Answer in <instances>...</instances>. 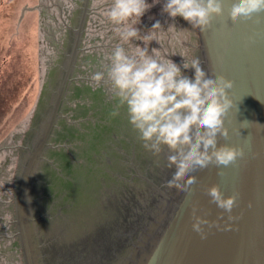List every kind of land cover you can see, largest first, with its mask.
Listing matches in <instances>:
<instances>
[{
	"label": "water",
	"instance_id": "water-1",
	"mask_svg": "<svg viewBox=\"0 0 264 264\" xmlns=\"http://www.w3.org/2000/svg\"><path fill=\"white\" fill-rule=\"evenodd\" d=\"M146 2L152 7L135 27L148 39L126 43L108 18L112 0H39L40 65L0 139V166L6 163L0 169V264H264V12L233 24L227 17L234 0H223L224 16L202 33L163 12L166 0ZM157 22L161 27L153 28ZM118 45L130 52L146 46L149 55L156 49L193 80L195 70L183 64L198 57L208 76L232 80L229 135H218L217 147L243 148L244 159L192 173L196 182L188 193L166 187L176 171L167 167V148L159 156L145 150L126 106L107 84L92 80ZM55 73L64 76L58 114L65 136L47 147L59 124L52 120L38 132L42 139L39 134L22 143L36 126L30 119L39 118L36 103ZM74 130L80 135L70 136ZM53 152L60 153L57 159ZM42 153L56 163L40 168L30 197ZM213 185L225 197L236 195L231 215L237 219L230 221L211 202L207 189ZM29 200H36L31 209L42 232L35 236L40 252L27 231ZM194 208L212 225L202 226L204 239L192 229Z\"/></svg>",
	"mask_w": 264,
	"mask_h": 264
},
{
	"label": "clouds",
	"instance_id": "clouds-1",
	"mask_svg": "<svg viewBox=\"0 0 264 264\" xmlns=\"http://www.w3.org/2000/svg\"><path fill=\"white\" fill-rule=\"evenodd\" d=\"M151 7L146 0H112L108 18L126 43L132 39L144 41L148 35L141 37L135 25ZM162 11L172 18L182 17L202 33L212 27L214 19L224 16L223 0H166ZM262 12L264 0H234L227 19L235 24L252 20ZM154 27L161 26L157 22ZM155 50L149 55L146 46H136L130 52L118 45L107 66L95 72L92 80L98 87L107 84L112 95L126 106L129 123L145 150L159 156L167 148V167H175L176 171L165 186L188 193L196 182L192 173L212 164L228 167L245 157L243 148L223 144L217 147L218 135H229L225 119L233 107L229 90L234 82L223 75L208 76L198 57L183 64L184 69L195 70L193 80L172 60L157 56ZM207 194L211 202L229 213L230 221L237 219L231 215L236 195L225 197L219 185L209 187ZM192 215L193 231L201 239L206 238L202 226L212 225L197 216L195 208Z\"/></svg>",
	"mask_w": 264,
	"mask_h": 264
},
{
	"label": "rangeland",
	"instance_id": "rangeland-1",
	"mask_svg": "<svg viewBox=\"0 0 264 264\" xmlns=\"http://www.w3.org/2000/svg\"><path fill=\"white\" fill-rule=\"evenodd\" d=\"M38 6L0 0V139L40 65Z\"/></svg>",
	"mask_w": 264,
	"mask_h": 264
},
{
	"label": "flooded vegetation",
	"instance_id": "flooded-vegetation-1",
	"mask_svg": "<svg viewBox=\"0 0 264 264\" xmlns=\"http://www.w3.org/2000/svg\"><path fill=\"white\" fill-rule=\"evenodd\" d=\"M36 7H37V5H34L33 7H31L30 9H29V12L30 11H33V9H36ZM37 11H38V9H37ZM23 13H25V11L23 12ZM76 16H77V12H75V14H74V16H73V19H72V27H74V28H76ZM22 16H20V18H21ZM74 33H75V29H74ZM73 36H74V34L72 33V40H73ZM54 77L56 78L55 80H54ZM69 78V77H68ZM63 79H64V76L63 77H58V75H57V73H55V74H53L52 75V77L50 78V81H49V83H48V86L46 87V89L45 90H42V92L40 93V96L42 97L41 98V102H40V100L38 101V103H36V105H37V110H38V112H39V118L35 121V119H36V117H35V114L32 116V119H30V122H29V124H30V126L33 124V122H35L34 123V125H36L32 130H31V132H30V134L28 135V132L27 131H25V133L23 134V136H21V139H22V143H24L25 141L27 142V141H32V140H34L39 134L41 135V139L43 138V135H44V133L42 132V133H38V132H40V130H41V127L42 126H44L46 123H48V122H50V121H52L53 120V124L55 123V121H58V123L60 122V119L62 118L61 116H60V114H58V112H60V111H58V109H59V101H58V92H59V90H60V88L62 87V84H63ZM72 80V78L70 77L69 78V80L67 79V87H69V82ZM40 105V106H39ZM57 110V111H56ZM47 117V118H46ZM46 119V120H45ZM45 121V122H44ZM63 124V121H62V123L60 124H57V126H56V130L52 133V134H50V135H48V138H47V147H48V143H51V142H53L54 141V143H60V140L63 138V136H65V134H64V130L66 129L65 127H64V125H62ZM67 130V129H66ZM75 131V130H74ZM70 133V130H68V134ZM77 134H79V132L78 131H75V133H74V135H70V136H78ZM80 135V134H79ZM79 138H81V137H79ZM39 141V139H37V142ZM22 147V146H21ZM49 147H50V145H49ZM87 147H88V150L90 149V145H87ZM54 148L55 147H51L50 149L52 150H54ZM87 150V151H88ZM1 151V150H0ZM86 151V154L88 155V152ZM92 151V150H91ZM91 151H89L90 153H91ZM21 152V149H20V151H19V153ZM54 153V157H56V159H57V156H59L60 155V153H55V152H53ZM90 153H89V155H90ZM52 156L53 155H50V153H48L47 154V156H46V158H44V155H43V153L41 154V158L39 157V161H38V163H37V169H36V172H35V176L32 178V180H31V184H30V191H29V195H30V197H31V194L32 193H34L33 192V190H34V188H35V186L36 185H34V180H36V178L38 177V174L37 173H39V170H40V168H41V170H42V168H44L47 164L48 165H52V163L54 162V163H56V160H55V158L53 159L52 158ZM7 159V158H6ZM5 162V161H4ZM58 162L60 163L61 161H59L58 160ZM6 163H2L1 164V166H0V169L2 168H4L3 166L5 165ZM66 164H67V166H66V169L67 170H69V168H67L68 167V162H67V159H66ZM44 165V166H43ZM45 168H47V167H45ZM87 171H90V170H88V169H86V171H85V176H88V175H91V173H88ZM87 174V175H86ZM96 174H98V173H96ZM88 179V177H86L85 178V180H87ZM35 201L36 200H29V207H28V212L30 213L29 215H27V218H29V220H28V224H29V226H27V231H28V233L29 234H31L30 236H36V234H40V233H42L41 231H40V223L37 221V218H38V215L37 214H35L34 213V211L31 209V207H32V205L35 203ZM40 204H41V202L39 203V205H38V207L40 208ZM13 210H14V212H15V209H14V207H13ZM32 213V214H31ZM14 223H15V225L17 226V224H16V222L14 221ZM35 225V227H33ZM40 232V233H39ZM16 239H19V243H20V247H21V250H22V241H21V237H20V234H19V228H18V226H17V234H15V236H14ZM33 237V238H34ZM40 238H41V235L39 236ZM35 238H37V237H35ZM15 239V240H16ZM38 239V244L36 245V250L38 251V252H40V251H42L41 250V246H42V244H41V241H40V239L39 238H37ZM47 239H48V237H47ZM46 239V240H47ZM43 255H45V252L43 253Z\"/></svg>",
	"mask_w": 264,
	"mask_h": 264
}]
</instances>
